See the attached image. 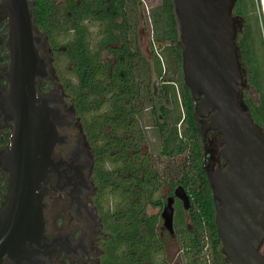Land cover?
<instances>
[{
  "label": "water",
  "instance_id": "obj_1",
  "mask_svg": "<svg viewBox=\"0 0 264 264\" xmlns=\"http://www.w3.org/2000/svg\"><path fill=\"white\" fill-rule=\"evenodd\" d=\"M9 18V88L2 102L14 119L1 166L7 173L0 206V263L3 255L22 252L25 240L43 227L41 195L36 188L52 163L58 139L56 110L37 102L35 76L44 70L34 44L26 0H3ZM237 0H173L181 42V68L198 115L201 138L209 129L222 139V167L209 171L215 201L214 222L221 252L229 264H264V131L240 98L246 82L237 43L242 17L233 13ZM183 207L189 196L177 184L167 196L163 225L173 226V202Z\"/></svg>",
  "mask_w": 264,
  "mask_h": 264
},
{
  "label": "flooded vegetation",
  "instance_id": "obj_2",
  "mask_svg": "<svg viewBox=\"0 0 264 264\" xmlns=\"http://www.w3.org/2000/svg\"><path fill=\"white\" fill-rule=\"evenodd\" d=\"M26 2L31 12L34 44L44 66L43 72L35 76L37 102L56 110L54 122L58 139L51 151L52 163L48 166L46 177L36 188L41 195L42 230L33 239L24 241L20 254L3 255L0 264H148L143 248H134L126 242L114 246L112 224L115 217L119 218L114 212L117 202L115 190L101 188L98 182L97 160L103 155L99 152L98 141L90 136L84 116L75 105L76 77L72 71L75 62L55 55L64 50L65 45L57 43L48 29L35 22V0ZM126 3L132 11L127 14L124 10L125 16V13L116 14L119 0H99V6L104 10L97 13L94 20L95 39L92 43L98 64L95 79L99 84L98 93L107 94L105 99L108 98L111 106L105 114V101L96 104L93 108L94 122L97 126L105 123L102 134L113 130L103 151L117 152L123 145L128 154H136L135 150L139 149V157L143 158L148 146L147 140L143 141V120L148 111L146 106L143 107V0H126ZM55 4L54 23L59 26V31L66 30L65 13L70 17L73 13L84 15L82 9L78 10L80 0H56ZM109 20L118 24H109ZM9 29L4 1L0 0V155L8 148L14 128V119L2 102L3 93L10 84ZM109 30L112 38L108 36ZM97 100L100 101V95ZM196 113L199 129L208 118L200 117L197 109ZM123 141L125 143L121 144ZM200 142L201 166L206 174L222 167L220 149L223 139L220 133L209 129L204 139L200 133ZM131 143L137 146L135 150ZM6 182L7 173L0 160V206L7 190ZM174 188L160 205L148 203L145 209L148 214H157L159 222L156 230L159 236L165 238L175 235L178 205L189 223L187 210L190 203L185 208L175 196L172 229L163 225L161 211ZM149 206L157 207V210L150 212ZM177 255L166 247L158 251L152 263L179 264Z\"/></svg>",
  "mask_w": 264,
  "mask_h": 264
},
{
  "label": "trees",
  "instance_id": "obj_3",
  "mask_svg": "<svg viewBox=\"0 0 264 264\" xmlns=\"http://www.w3.org/2000/svg\"><path fill=\"white\" fill-rule=\"evenodd\" d=\"M55 3L56 0H35L33 16L52 37H64L60 38V44L63 43L65 49L59 50L58 54L75 62L72 66L76 77L75 105L103 155L97 160L98 182L101 188L115 190L114 212L119 218L115 217L112 224L114 246L126 242L134 248H143L148 264H153L158 251L166 247L178 251L179 264H229L220 249L214 222L215 201L208 175L201 166L198 116L182 76L181 42L173 0H157L143 11L151 52L150 57L143 54V107L148 109L143 120V141L148 142L143 158L139 157V149L133 143L131 147L136 149V154H128L123 145L117 152L107 148L103 151L113 130L102 134L105 123L97 126L94 122L96 104L105 101V114L111 106L108 98L105 99L107 94L97 91V54L92 43L94 20L104 8L99 6V0H80L78 10L82 9L84 15L73 13L70 17L65 13L66 30L62 32L54 23ZM116 7L117 15H123L124 10L127 14L132 11L126 0H119ZM233 13L242 17L237 43L246 70V84L257 93L256 98L243 93L242 102L264 131V15L261 0H237ZM82 19L85 20L80 22ZM108 23L118 24L113 20ZM108 34L112 38L110 30ZM162 52L169 54V62H165ZM99 95L100 101L97 100ZM177 184L183 186L190 198L189 223L178 205L175 235L165 238L156 230L157 214H148L145 209L148 203L160 205Z\"/></svg>",
  "mask_w": 264,
  "mask_h": 264
},
{
  "label": "rangeland",
  "instance_id": "obj_4",
  "mask_svg": "<svg viewBox=\"0 0 264 264\" xmlns=\"http://www.w3.org/2000/svg\"><path fill=\"white\" fill-rule=\"evenodd\" d=\"M157 0H143V11L146 12L147 8L151 5V4H154ZM261 5H262V10H263V15H264V0H261ZM143 53L145 56L147 57H150V39H149V32H148V27L146 25V22H145V19H144V15H143ZM237 30L240 29L241 27V23L238 24L237 26ZM61 39H63L64 37L61 35L59 36ZM60 38H54L55 41L57 43H61V39ZM63 44V43H62ZM55 55L59 58H65V56H63L62 54H58V53H55ZM162 55H163V58L165 60V62H169V54L167 52H162ZM244 68V76L246 75V70H245V67L243 66ZM243 93H248L250 94L252 97L256 98L257 96V93L255 92L254 88L252 86H249L246 84L241 86V92H240V98L242 100L243 98ZM153 140H151V142H149V145L151 146ZM148 210L151 212V211H156L157 210V207H148ZM261 251L264 252V243L262 244L261 246ZM175 255H177V250H174L173 251ZM178 257V255H177Z\"/></svg>",
  "mask_w": 264,
  "mask_h": 264
}]
</instances>
